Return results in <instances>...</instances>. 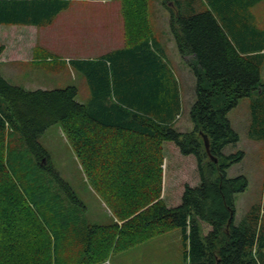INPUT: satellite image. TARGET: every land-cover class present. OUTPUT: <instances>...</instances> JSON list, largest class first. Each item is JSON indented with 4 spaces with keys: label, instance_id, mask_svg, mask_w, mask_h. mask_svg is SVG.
Instances as JSON below:
<instances>
[{
    "label": "trees",
    "instance_id": "1",
    "mask_svg": "<svg viewBox=\"0 0 264 264\" xmlns=\"http://www.w3.org/2000/svg\"><path fill=\"white\" fill-rule=\"evenodd\" d=\"M70 1L0 0V24L45 26ZM121 1L124 46L96 60H71L91 84L89 104L77 101L74 86L30 91L0 75V264H57L58 238L85 239L84 264H97L114 250L175 229L182 232L184 264H264L261 205L235 223V194L247 180L229 178L227 169L244 153H223L239 140L229 111L264 94V31L248 9L259 0H208L213 11L198 10L199 0H164L178 51L197 78L187 132L175 128L180 84L154 34L149 1ZM4 51L0 45V57ZM55 124L114 224L80 229L86 206L52 169L40 142ZM167 142L195 158L199 175V185L186 184L175 207L164 201Z\"/></svg>",
    "mask_w": 264,
    "mask_h": 264
},
{
    "label": "rangeland",
    "instance_id": "2",
    "mask_svg": "<svg viewBox=\"0 0 264 264\" xmlns=\"http://www.w3.org/2000/svg\"><path fill=\"white\" fill-rule=\"evenodd\" d=\"M148 1L154 34L165 50L166 61L174 70L175 78L180 84L182 112L175 128L181 132H187L193 129L190 112L197 99V78L189 62L182 59L178 51L170 30V10L164 5V0ZM102 4L105 10L94 5L95 10L98 11L92 16L94 21L91 25L95 35L91 50L85 44V37L81 30L71 27L69 23L62 27H56V25L54 42H41L52 36L51 30L38 33L41 38L37 56L41 54L43 60L38 59L41 61L37 66L23 64L22 68V65H18L20 68L12 70L9 74L6 65L0 64V75L10 84L30 91L65 89L74 86L78 89L77 101L89 104L92 98L91 84L87 76L78 70L71 60H86L76 58L87 55H94L95 59H98L104 53L124 46L122 1L107 0ZM257 16L258 26L264 29V3L259 6ZM12 34L19 33L13 31ZM33 34V31H27L24 35ZM10 44L8 46H11ZM261 79L264 83V66L261 70ZM227 117L239 140L236 144L226 145L223 153L225 156L244 153L240 161L227 169L229 178L241 176L247 180L245 191L235 194V223L240 224L252 207L261 205L264 210V94L253 93L241 99L239 104L229 111ZM40 142L49 154L52 169L70 185L77 198L86 206L85 213L79 212L81 214L78 219L80 229L83 225L114 224L117 219L93 188L61 127L57 124L49 127L40 137ZM174 146L171 142L164 145L166 158L163 168L164 201L169 207L179 205L186 184L192 187L199 185L195 158L184 157ZM223 161H226L225 158ZM45 163L47 164V161ZM58 189L60 191V187ZM208 229V227L205 228V230ZM84 241L85 239L67 241L64 238H58L55 250L57 264H84L86 262ZM184 263L182 232L180 229H175L134 246L114 250L109 256L103 258V262L100 261L97 264Z\"/></svg>",
    "mask_w": 264,
    "mask_h": 264
},
{
    "label": "crops",
    "instance_id": "3",
    "mask_svg": "<svg viewBox=\"0 0 264 264\" xmlns=\"http://www.w3.org/2000/svg\"><path fill=\"white\" fill-rule=\"evenodd\" d=\"M102 2L105 1L72 0L70 1L69 6L66 9L58 13V15L54 18L52 23L45 26H21V25L7 26L0 24V45L5 46V51L0 57V64L6 65L7 69H9V71H7L9 72V74H11L12 70L19 69L20 67L18 65H22V68H23V64H33L37 66L38 62L43 60V58L40 56L41 54L37 56L39 50L38 44L41 38L38 33L40 31L51 30L52 36L41 41L43 43L44 42L51 43L54 42V39L56 38L54 37L56 30V28L54 27L56 25H57L56 27H62L67 25L68 23L71 27H74L75 29L82 31V34L85 37V44H87V46H89L88 49L91 50L93 48L91 44L94 42L93 40L95 35L94 34L95 30L91 25L94 21V18L92 16L94 15V12L98 11L95 10L94 5H96V7L102 10H105V6H103ZM263 3L264 0H259L255 5H250L248 8L250 14L255 19V23H256L255 26L261 31H264V29L258 26L257 10L259 6L262 5ZM197 9L201 11L202 10L213 11L208 0H199ZM88 26H90V28ZM13 31H17L19 34L11 35ZM27 31H33L34 34L30 36L24 35ZM31 43L33 44L30 48L29 46ZM9 44L11 46H8ZM106 54L107 53H104L101 57H103ZM67 59H71V57H67ZM76 59L96 60L94 55H87L83 57H78ZM182 59H186L188 61L189 58L188 57L183 58L182 56ZM56 248L57 245L55 247V250Z\"/></svg>",
    "mask_w": 264,
    "mask_h": 264
},
{
    "label": "water",
    "instance_id": "4",
    "mask_svg": "<svg viewBox=\"0 0 264 264\" xmlns=\"http://www.w3.org/2000/svg\"><path fill=\"white\" fill-rule=\"evenodd\" d=\"M203 139H204L205 148H206L207 152L209 153L210 152V141H209V138H208L207 135H203ZM210 158L212 159V161L214 163H218V161H219V159L216 158V157L211 156Z\"/></svg>",
    "mask_w": 264,
    "mask_h": 264
}]
</instances>
